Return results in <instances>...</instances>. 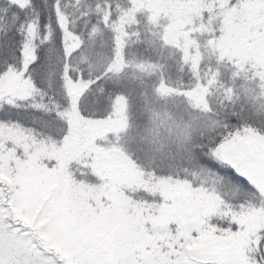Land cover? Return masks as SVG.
Wrapping results in <instances>:
<instances>
[{
  "label": "snow or ice",
  "instance_id": "snow-or-ice-1",
  "mask_svg": "<svg viewBox=\"0 0 264 264\" xmlns=\"http://www.w3.org/2000/svg\"><path fill=\"white\" fill-rule=\"evenodd\" d=\"M0 264H264V0H0Z\"/></svg>",
  "mask_w": 264,
  "mask_h": 264
}]
</instances>
